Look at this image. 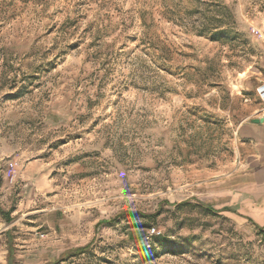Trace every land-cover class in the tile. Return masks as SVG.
Wrapping results in <instances>:
<instances>
[{
    "label": "rangeland",
    "instance_id": "374dc122",
    "mask_svg": "<svg viewBox=\"0 0 264 264\" xmlns=\"http://www.w3.org/2000/svg\"><path fill=\"white\" fill-rule=\"evenodd\" d=\"M259 23L264 0H0V264H264L221 198L252 182Z\"/></svg>",
    "mask_w": 264,
    "mask_h": 264
},
{
    "label": "crops",
    "instance_id": "0c3cea01",
    "mask_svg": "<svg viewBox=\"0 0 264 264\" xmlns=\"http://www.w3.org/2000/svg\"><path fill=\"white\" fill-rule=\"evenodd\" d=\"M259 25L264 30V25L262 23ZM255 50L257 53H255L253 62L240 73L245 74L241 84L247 82L248 87H255L257 94V87L264 81V39L257 42ZM250 75V79H253L251 82L249 81ZM256 119H258L257 122ZM235 146L239 161L236 169L244 171L252 182L240 185L230 193H225L221 196L222 201L228 200L229 202L225 205L232 208L239 207L244 211L251 209L254 219L264 223V106L262 103L260 107L255 108L250 119L242 121L237 127ZM242 153H245V158ZM234 215L240 216L239 214Z\"/></svg>",
    "mask_w": 264,
    "mask_h": 264
},
{
    "label": "built area",
    "instance_id": "2783aa9c",
    "mask_svg": "<svg viewBox=\"0 0 264 264\" xmlns=\"http://www.w3.org/2000/svg\"><path fill=\"white\" fill-rule=\"evenodd\" d=\"M257 94H258V97L260 99V102L262 103V105L264 106V81H262L260 83V85L257 87ZM152 232H156V229L153 228L152 229Z\"/></svg>",
    "mask_w": 264,
    "mask_h": 264
},
{
    "label": "trees",
    "instance_id": "16d2710c",
    "mask_svg": "<svg viewBox=\"0 0 264 264\" xmlns=\"http://www.w3.org/2000/svg\"><path fill=\"white\" fill-rule=\"evenodd\" d=\"M225 208H226V209H229V207H225ZM80 250H82L81 247H80V248L73 249L72 252H76V251H80ZM10 251H11V252H10V263H11V261H12V259H13V257H12V252H13L12 247H11V250H10ZM69 254H71L70 251L66 252V253L64 254V256H67V255H69Z\"/></svg>",
    "mask_w": 264,
    "mask_h": 264
},
{
    "label": "water",
    "instance_id": "95a60500",
    "mask_svg": "<svg viewBox=\"0 0 264 264\" xmlns=\"http://www.w3.org/2000/svg\"><path fill=\"white\" fill-rule=\"evenodd\" d=\"M258 121V119H256V122Z\"/></svg>",
    "mask_w": 264,
    "mask_h": 264
},
{
    "label": "bare ground",
    "instance_id": "6f19581e",
    "mask_svg": "<svg viewBox=\"0 0 264 264\" xmlns=\"http://www.w3.org/2000/svg\"><path fill=\"white\" fill-rule=\"evenodd\" d=\"M259 204V203H258ZM261 205V204H260ZM242 219H244V218H242Z\"/></svg>",
    "mask_w": 264,
    "mask_h": 264
}]
</instances>
